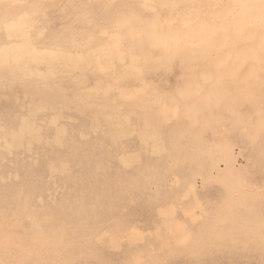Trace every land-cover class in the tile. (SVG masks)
<instances>
[{"label":"rangeland","instance_id":"rangeland-1","mask_svg":"<svg viewBox=\"0 0 264 264\" xmlns=\"http://www.w3.org/2000/svg\"><path fill=\"white\" fill-rule=\"evenodd\" d=\"M239 1L0 0L4 29L27 12L53 48L26 74L0 67V136L24 143L20 118L35 112L46 140L47 118L64 128L59 147L0 153L6 232L24 201L64 243L56 260L3 264H264V7Z\"/></svg>","mask_w":264,"mask_h":264},{"label":"bare ground","instance_id":"bare-ground-1","mask_svg":"<svg viewBox=\"0 0 264 264\" xmlns=\"http://www.w3.org/2000/svg\"><path fill=\"white\" fill-rule=\"evenodd\" d=\"M8 1V5H11L13 1L16 0H7ZM203 1V0H202ZM218 1V0H216ZM228 1L230 3H225L223 5L224 6H231L233 5V3H235V0H225ZM246 1H251V0H241L239 1V3H243L247 4L249 2ZM254 2H256L257 4H259V6L264 7V0H252ZM20 2V1H19ZM165 3V1H163ZM191 2V1H190ZM209 2V1H208ZM192 3V2H191ZM201 3V2H200ZM212 3V2H211ZM171 4V3H169ZM177 4V3H176ZM206 4V3H205ZM222 4V3H221ZM21 5V4H20ZM141 6V5H140ZM197 6V5H196ZM208 6V5H207ZM211 6V4L209 5V7ZM227 6V8H228ZM260 7V8H261ZM203 8V7H202ZM222 8V7H221ZM226 8V9H227ZM257 8V7H256ZM254 8V9H256ZM205 10H207L206 7H204ZM211 9V8H210ZM214 9V8H213ZM264 9V8H263ZM132 10V9H131ZM203 10V9H202ZM166 12V11H165ZM211 12V11H210ZM157 13V12H156ZM170 13V12H169ZM172 13V12H171ZM233 13V12H232ZM253 13V12H252ZM257 11L254 12V14H256ZM8 11L5 15V20H1L0 21V67L1 68H6L7 70H12V69H16L21 73V74H26L29 70V66H33L35 64H38V62H40L39 58H38V53L39 54H43L42 52L49 54L50 52H52L51 46L47 43H40V42H36L37 39L35 38L37 35L35 32H29V28L32 26V21H28L30 18H28L27 12L26 14H23L20 19L21 22L19 23H14L15 21H11V28L10 29H4L3 26L6 23V20L8 21ZM159 14V13H158ZM164 14V12H163ZM210 14V13H209ZM213 14V13H212ZM251 14V12L249 13ZM161 15V14H160ZM186 15V14H185ZM260 15V14H259ZM183 16V15H182ZM188 16H191L188 14ZM199 16V15H198ZM209 16V15H208ZM213 16V15H212ZM260 17V16H259ZM16 18V17H15ZM173 18V16H172ZM180 18V17H179ZM231 18V16H230ZM19 19V20H20ZM28 19V20H27ZM170 19V18H169ZM174 19V18H173ZM177 19V18H176ZM188 19V18H186ZM251 19V18H250ZM25 20V21H23ZM241 20V19H240ZM263 21V20H262ZM234 21H231V24ZM257 22V21H256ZM253 23V22H252ZM260 23V22H259ZM258 23V25H259ZM175 24V23H174ZM247 24V22H246ZM262 24V23H261ZM190 25V24H189ZM223 25V24H222ZM221 25V26H222ZM230 25V24H228ZM219 26V25H218ZM180 27V26H179ZM242 27V26H241ZM247 27V26H246ZM126 28V27H124ZM237 28V27H236ZM244 29V28H242ZM250 29V28H249ZM125 30V29H124ZM235 30V29H234ZM226 31V30H225ZM29 32V33H28ZM29 35V36H28ZM31 35V36H30ZM33 36V37H32ZM186 36V35H185ZM184 37V36H182ZM187 37V36H186ZM163 41V40H161ZM178 41V40H177ZM49 43V42H48ZM243 43V41H242ZM246 43V42H245ZM248 43V42H247ZM56 46V45H55ZM60 46V45H59ZM61 47V46H60ZM249 47V46H248ZM76 48V47H75ZM72 49V52L77 53L79 52V50H75ZM240 50V49H239ZM105 51V50H104ZM241 51V50H240ZM250 51V50H249ZM81 52V51H80ZM85 52V51H84ZM237 52V51H236ZM235 52V53H236ZM61 53V52H60ZM161 53V52H160ZM244 53V52H243ZM253 53V52H252ZM58 54V53H57ZM67 55V54H66ZM65 55V56H66ZM110 56V55H109ZM56 57V56H55ZM67 57V56H66ZM73 57V56H72ZM163 57V56H162ZM161 58V57H159ZM229 58V57H228ZM66 59V58H65ZM102 60V59H101ZM143 60V59H142ZM71 61V60H70ZM16 62V63H15ZM144 62V60H143ZM234 62V61H233ZM230 63V64H233ZM69 63V62H68ZM142 63V62H141ZM15 64H18V66H16ZM62 64L64 65L63 67H68L66 61L62 60ZM145 63H143L144 65ZM189 64V63H188ZM16 66V68L14 67ZM236 66V65H235ZM234 66V67H235ZM14 67V68H13ZM71 67V66H70ZM144 68V67H143ZM57 70V69H56ZM101 70V69H100ZM49 71V70H48ZM5 73V72H4ZM52 73V72H51ZM101 74V73H100ZM6 77V76H4ZM26 78V77H24ZM15 80V79H14ZM22 80V79H21ZM57 79H54L53 81H49L50 84H52V82H56ZM10 83V82H9ZM115 98H118L117 95L113 94L110 96L109 99H107L108 102V106L113 107V108H122L120 104H117V102L115 101ZM85 99V98H84ZM123 103V102H121ZM124 104V103H123ZM126 105V104H125ZM37 107V106H36ZM174 107V106H173ZM38 109V108H37ZM32 111V110H31ZM121 111V110H120ZM66 114H70V110L66 109ZM123 112V111H122ZM32 113V112H31ZM36 113V112H35ZM34 113V114H35ZM119 113V112H118ZM33 114V115H34ZM28 117H24V118H20L21 120V128H25V133L23 134V138L25 140L24 143H21L20 141L18 142V134H15V132H12L10 135V139H8L7 137H3L0 136V153L2 154H12L13 149L15 150V144H18V151H22L24 150L25 152H31L34 153L35 151L32 150L33 144L36 145L35 148H39L40 146L44 145L45 142V136L43 137V135L45 134L46 130H42L43 124H36L35 118L32 114H28ZM47 115V114H46ZM54 115V114H53ZM118 116V115H117ZM121 116V115H119ZM123 118V117H122ZM51 119L52 118H47L46 122H44V126L50 127L51 129H53L54 131V136L53 138H51V136L49 137L51 141L46 140L47 144H54L55 146L59 147L61 146V144H63V132H64V128L61 127V123L56 120L54 121V123H51ZM124 121V120H122ZM42 122V123H43ZM125 122V121H124ZM118 123V122H117ZM123 123V122H122ZM120 123V124H122ZM1 127H4V124H0ZM97 126V131H103L104 130V125L103 124H96ZM102 127V128H101ZM112 127V126H111ZM117 127V126H116ZM145 127V125H144ZM143 127V128H144ZM108 128V127H107ZM121 128V127H120ZM9 129V128H8ZM45 129V128H44ZM147 129V128H145ZM115 130V129H114ZM117 130V129H116ZM123 130V129H122ZM144 130V129H143ZM149 130V129H148ZM147 130V132H148ZM19 130H17L18 132ZM96 131V130H95ZM107 131V130H106ZM16 132V133H17ZM14 133V134H13ZM140 133V132H139ZM143 133V132H142ZM148 134V133H147ZM124 132L122 133V131L118 130V133L116 135H113V141L116 142V144L118 143H122V138H123ZM146 135V133H145ZM149 135V134H148ZM147 138H144V142L147 141ZM44 139V140H43ZM143 139V138H142ZM34 141V142H32ZM50 142V143H49ZM32 144V145H31ZM51 148V147H50ZM26 152V153H27ZM51 152V151H50ZM35 155H33L34 158ZM30 157H32L30 155ZM135 160H133V158H129L128 156L123 158L124 161V167L127 168L126 170L129 171H138V169L140 168V162L138 163V161L136 160V157H134ZM122 159V158H121ZM131 159V160H130ZM137 161V162H136ZM67 166V161H61L59 164V167H66ZM52 168V166H51ZM53 170H55V167L52 168ZM68 171L64 169V173ZM60 174V173H59ZM61 175V174H60ZM11 179L13 181H15L17 179L16 175L12 176ZM88 191L91 190V187L87 188ZM18 194L17 193V198H18ZM247 194V193H246ZM27 202H22L23 207L21 208V212L19 213L18 216H24V217H20V218H25L24 220H22L24 223L23 226L21 227V229L19 230V232L14 233L12 230H7L6 232V228L9 229H13L15 228L14 225L11 226V222L13 221L10 217L9 214L6 212L2 215H0V264H3L5 262V260L9 259L12 254V252L16 253V258H22L25 257V260L28 259L27 255L29 253H34L35 254H39V253H44V252H49L50 255H52L53 257H55L54 260H56L58 258V255L60 253V247L64 245L63 241L61 240V235H62V230H59L58 232H55V235H52V233H50L52 236H48L47 233V229L46 227H42L39 225V223H41L43 226H47L48 224L45 225V221H39L38 219L34 218L33 215L27 211H25V205ZM175 203V202H174ZM229 204V203H228ZM27 206V205H26ZM17 208V207H16ZM29 209V208H28ZM200 207H195L194 210L196 212H201ZM15 210V209H14ZM8 211V210H7ZM95 211V210H94ZM15 212V211H14ZM67 211H64V214L61 215V217L59 218V225L57 228L59 227H63L64 224H66V217L65 215ZM169 212V211H167ZM36 213V210H35ZM34 213V214H35ZM14 215V214H13ZM11 216V215H10ZM47 218V216H46ZM50 218V217H49ZM221 219V217H219ZM7 219V220H6ZM33 220H35L33 222ZM20 221V220H19ZM21 222V221H20ZM170 222V221H168ZM176 222V221H174ZM165 225V224H164ZM19 229V228H18ZM167 229V228H165ZM205 229V228H204ZM202 229V230H204ZM211 229V228H210ZM63 233H64V229H63ZM117 233V232H116ZM206 233V232H205ZM222 233V232H221ZM220 234V233H219ZM116 235V234H115ZM212 235V234H211ZM66 237V236H63ZM118 238H120V235H117ZM63 239V238H62ZM65 239V238H64ZM113 239V238H112ZM52 241V245L49 247L46 245V243H48L49 241ZM61 240V241H59ZM88 242V241H87ZM102 244L105 243L104 241L101 242ZM204 244V243H203ZM87 245V243H86ZM71 247L70 243H66L65 241V248L67 250H69V248ZM72 248V247H71ZM87 249V248H85ZM42 261V260H41ZM40 260H38L37 263L41 262ZM58 261V260H57ZM44 262V261H43ZM26 263V262H25Z\"/></svg>","mask_w":264,"mask_h":264}]
</instances>
